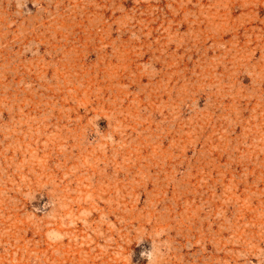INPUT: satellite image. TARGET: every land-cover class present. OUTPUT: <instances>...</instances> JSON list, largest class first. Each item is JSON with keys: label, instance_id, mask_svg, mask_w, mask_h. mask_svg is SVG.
<instances>
[{"label": "rangeland", "instance_id": "374dc122", "mask_svg": "<svg viewBox=\"0 0 264 264\" xmlns=\"http://www.w3.org/2000/svg\"><path fill=\"white\" fill-rule=\"evenodd\" d=\"M0 264H264V0H0Z\"/></svg>", "mask_w": 264, "mask_h": 264}, {"label": "clouds", "instance_id": "9594fccd", "mask_svg": "<svg viewBox=\"0 0 264 264\" xmlns=\"http://www.w3.org/2000/svg\"><path fill=\"white\" fill-rule=\"evenodd\" d=\"M142 256L144 258H146L149 262H151L152 253L150 251L149 252H146V253H142Z\"/></svg>", "mask_w": 264, "mask_h": 264}]
</instances>
